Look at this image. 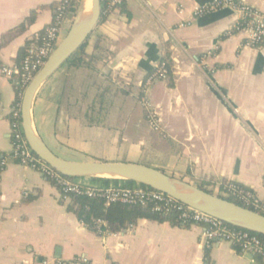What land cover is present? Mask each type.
Here are the masks:
<instances>
[{
  "label": "crops",
  "instance_id": "1",
  "mask_svg": "<svg viewBox=\"0 0 264 264\" xmlns=\"http://www.w3.org/2000/svg\"><path fill=\"white\" fill-rule=\"evenodd\" d=\"M57 1L0 0V69L19 66L29 37L52 22L48 5ZM210 1L125 0L118 13L97 25L95 32L106 38L110 52L108 63L96 67L99 79L111 73L129 91L112 121L123 145L119 161L140 162L191 184L195 178L236 182L262 200L264 38L259 46H250L247 30L226 34L240 19L228 7L195 15ZM243 1L264 23V0ZM70 24L67 20L62 25L58 40ZM166 45L171 73L144 91L145 78ZM91 49L89 43L85 52ZM16 82L0 74V154L11 150ZM65 98L61 68L37 92L32 124L58 157L86 161L59 142L65 130ZM145 100L155 126L148 121ZM108 135L104 131L101 137ZM71 201L63 200L37 170L9 161L0 172V264L44 259L63 264L73 258L91 264H264L226 241L208 246L197 226L140 218L117 232L96 233L68 209Z\"/></svg>",
  "mask_w": 264,
  "mask_h": 264
},
{
  "label": "trees",
  "instance_id": "2",
  "mask_svg": "<svg viewBox=\"0 0 264 264\" xmlns=\"http://www.w3.org/2000/svg\"><path fill=\"white\" fill-rule=\"evenodd\" d=\"M80 0H59L53 2L51 7L54 16L60 7H63V15L70 22L73 21ZM123 7V6H122ZM121 7V9H122ZM107 17V12L101 7L99 23L103 22ZM30 16L28 23L32 21ZM91 44V52L87 54L85 48ZM168 46L164 50V56L159 62L167 69L168 77L171 73V59ZM110 52L108 49L106 38L95 32L89 36L86 42L74 52L69 59L59 68L64 69V78L66 83L65 98V130L62 138H58L60 144L65 147L81 153L87 161L99 162H115L119 157L120 149H122V140L119 136V130L113 125V118L121 108L124 97L128 95V89L125 85L117 82V77L111 73L104 76L100 81V74L96 67L98 64L108 63ZM58 69V70H59ZM57 70V71H58ZM153 71V70H152ZM151 71V72H152ZM16 97L12 103V112L10 113V121L14 118L20 119V101L24 90V84L19 80L18 76L13 77ZM107 131L109 135L102 139L101 135ZM11 155V151L1 153L0 159ZM36 161L39 160L32 153ZM52 169V168H50ZM161 171V169H158ZM2 169H0V172ZM52 175L42 174L52 185L61 190L59 179H69L53 170ZM91 185L107 187L109 185L118 186L122 189H131L140 187L150 189L142 184H138L131 180L110 179V178H88ZM74 180V179H72ZM195 185L209 193H214L215 187L218 188V196L229 201L235 202L241 206L247 207L264 215V199L258 205H246L230 194L223 192L224 186L232 183L240 188L248 189L236 182L224 181L217 182L213 179L195 178ZM71 205L68 207L73 211L80 222L93 232L114 233L122 228L133 225L140 218L152 219L157 221H168L173 225L187 227L189 222L181 221L175 212H157L153 210L154 203L147 202L141 204H124V203H105V201L96 196L75 195L70 194ZM101 219L105 222V226L97 227L96 221ZM222 227L230 232L242 231V229L221 222ZM264 242V236L255 234ZM237 252H243L240 243L232 244ZM256 258L261 259L259 256Z\"/></svg>",
  "mask_w": 264,
  "mask_h": 264
},
{
  "label": "built area",
  "instance_id": "3",
  "mask_svg": "<svg viewBox=\"0 0 264 264\" xmlns=\"http://www.w3.org/2000/svg\"><path fill=\"white\" fill-rule=\"evenodd\" d=\"M125 0H101V7L107 12V16L116 14L121 10ZM228 7L235 11L240 19L233 28L226 34L245 29L248 31V42L250 46H259L264 38V23L261 16L243 0H211L209 4L200 8L195 15H201L205 12L218 10ZM67 21L63 15V7L53 17L50 24L45 26L41 31L34 32L28 39L26 53L19 66H4L0 69V74L13 78L18 76L24 87L31 81L33 76L43 66L47 58L53 52L58 42V35L62 25ZM168 78L167 69L163 64H158L150 72L144 81V91L155 81H165ZM143 104L148 112V121L151 125H156L157 120L151 112L147 101ZM11 127V155L0 159V169H3L9 161L17 162L23 166L37 170L40 174L52 175L53 171L42 160L36 161L30 148L28 147L22 132L20 119L14 118L10 122ZM175 178V177H174ZM179 179V178H177ZM61 187L60 195L63 200L70 199V194L90 195L102 198L105 203H124V204H141L153 202L154 211L157 212H175L178 219L189 222V226H197L200 229V235L205 243L210 246L213 242L226 241L230 244L240 243L243 252L259 256L264 260V242L259 237L248 231L230 232L222 227L221 221L206 215L202 212L192 209L189 206L152 189L135 187L131 189H122L118 186L109 185L100 187L98 185L84 184L79 179H59ZM223 192L231 195L236 200L246 205H258L261 199L250 189L240 188L232 183L224 186ZM218 193V190H217ZM264 208V205H262ZM97 227H104L105 222L101 219L96 221ZM38 264H51L44 259ZM63 264H91L85 258H73L63 262Z\"/></svg>",
  "mask_w": 264,
  "mask_h": 264
},
{
  "label": "water",
  "instance_id": "4",
  "mask_svg": "<svg viewBox=\"0 0 264 264\" xmlns=\"http://www.w3.org/2000/svg\"><path fill=\"white\" fill-rule=\"evenodd\" d=\"M82 0L70 27L43 66L25 86L20 101V121L24 139L40 160L70 179L110 178L131 180L209 215L221 222L264 236V215L236 204L195 184L174 178L156 168L132 162L70 161L58 157L36 133L31 118L34 99L40 87L76 52L96 29L101 13V0H92L82 20ZM123 175L118 177L114 175Z\"/></svg>",
  "mask_w": 264,
  "mask_h": 264
},
{
  "label": "bare ground",
  "instance_id": "5",
  "mask_svg": "<svg viewBox=\"0 0 264 264\" xmlns=\"http://www.w3.org/2000/svg\"><path fill=\"white\" fill-rule=\"evenodd\" d=\"M92 4V0H82V4H81V10H82V20H84L87 16L88 10L90 9ZM114 176H118V177H123V175H114Z\"/></svg>",
  "mask_w": 264,
  "mask_h": 264
},
{
  "label": "rangeland",
  "instance_id": "6",
  "mask_svg": "<svg viewBox=\"0 0 264 264\" xmlns=\"http://www.w3.org/2000/svg\"><path fill=\"white\" fill-rule=\"evenodd\" d=\"M78 9V8H77ZM62 40V39H61ZM61 40L59 39L58 40V42H57V45L61 42ZM116 160H123V158L121 157V155L119 154V157H117V159ZM87 161V160H86ZM140 163V162H139ZM158 163H161V162H158ZM140 164H142V163H140ZM160 165H164L163 163L162 164H160ZM79 180H81V181H83V182H89L90 183V180L88 179V178H81V179H79ZM214 193H217V191H214Z\"/></svg>",
  "mask_w": 264,
  "mask_h": 264
}]
</instances>
